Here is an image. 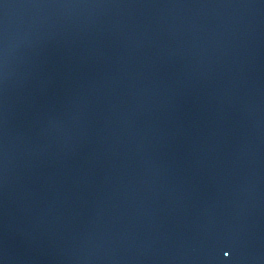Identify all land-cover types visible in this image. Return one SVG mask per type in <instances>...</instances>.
Wrapping results in <instances>:
<instances>
[{
    "label": "water",
    "instance_id": "obj_1",
    "mask_svg": "<svg viewBox=\"0 0 264 264\" xmlns=\"http://www.w3.org/2000/svg\"><path fill=\"white\" fill-rule=\"evenodd\" d=\"M0 264H264V0H0Z\"/></svg>",
    "mask_w": 264,
    "mask_h": 264
}]
</instances>
